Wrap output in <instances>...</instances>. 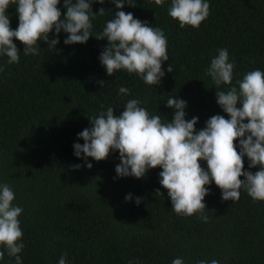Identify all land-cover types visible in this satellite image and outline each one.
Segmentation results:
<instances>
[{"label":"trees","instance_id":"16d2710c","mask_svg":"<svg viewBox=\"0 0 264 264\" xmlns=\"http://www.w3.org/2000/svg\"><path fill=\"white\" fill-rule=\"evenodd\" d=\"M131 2L134 7L126 3L122 9L112 0L94 2L93 11L103 7L105 14L93 19V35L121 10L162 28L169 60L162 64L165 75L159 85H147L124 70L107 76L99 60L106 39L90 37L84 44L65 45L63 30L54 49L39 41V54L25 56L24 46L14 39L21 50L19 62L8 64L0 56V184L12 188L13 204L23 208L18 217L24 234L22 264H58L64 253L67 264H171L175 258L184 264L202 259L264 264V201H253L245 190L238 201H225L214 182L207 185L205 222L199 213L182 216L173 211L159 183V167L139 179L117 177L118 150L101 161L89 157L90 169L71 167L84 164L74 156L73 143H83L77 133L90 127L88 117L108 107L118 115L129 99H139L150 114L169 121L174 109L165 107L166 100L183 99L185 119L198 117L197 129L212 115L228 118L205 75L219 48H227L229 61L235 63L233 85L238 87L236 80L247 71H264V0H208L210 14L198 29L180 28L168 16L171 0L163 7L154 0ZM58 7L66 11L63 0ZM6 13L15 29V5ZM52 38L54 32L49 33ZM169 64L173 72L166 71ZM121 86L130 94H119ZM234 143L239 150L238 141ZM243 159L245 170H258L249 169L247 157ZM200 163L206 169V162ZM129 193L132 198L125 200ZM136 197L143 198L139 205ZM0 264H15V259L5 252Z\"/></svg>","mask_w":264,"mask_h":264},{"label":"clouds","instance_id":"9594fccd","mask_svg":"<svg viewBox=\"0 0 264 264\" xmlns=\"http://www.w3.org/2000/svg\"><path fill=\"white\" fill-rule=\"evenodd\" d=\"M94 2L102 5L105 0H63L66 11L62 13L58 7L60 0H0V56H6L8 64L19 62L21 50L14 39L24 46L25 56L39 54V41L54 49L63 30L67 33L65 45L84 44L90 37L106 39L99 60L107 76L124 70L136 74L147 85H159L165 75L162 64L169 60L164 30L121 10L106 21L102 31L93 35V19L105 14L103 7L93 11ZM112 2L116 9H122L126 3L135 6L131 0ZM154 4L163 7L165 0H154ZM12 5L18 14L15 29L10 26L6 13ZM167 14L179 22L180 28L198 29L210 14V4L208 0H171ZM50 32H54L52 39H49ZM216 52L205 75L215 85L216 103L228 118L212 115L203 128L197 129L198 117L185 119L187 102L183 99L171 96L166 100L165 107L174 109L170 121L150 114L139 99H129L118 115L113 107H108L88 117L90 127L77 133L83 143H73L74 156L84 164L71 167L90 169L89 157L101 161L110 151L118 150L117 177L139 179L150 169L159 167V183L167 190L173 211L182 216L199 213L205 222L208 217L203 214L204 198L210 194L206 186L213 182L221 190L222 200L238 201L243 189L253 201H264V71H247L242 79L236 80L237 87L232 83L235 63L229 61L228 49L219 48ZM2 71L4 68L0 66ZM166 71L173 72L170 64ZM97 83L101 87L105 85L103 80ZM222 86L226 87L222 89ZM118 92L129 95L130 89L121 86ZM244 157L248 159L249 169L258 166V170L254 173L245 170ZM200 161L206 162V169ZM155 193L162 196L159 189ZM131 198V193L125 196V200ZM14 199L12 188L6 183L0 184V246L4 249L0 251V260L7 252L9 257H14L15 264H22L19 254L24 249L21 242L24 234L18 217L23 208L14 205ZM142 199L136 197L135 203L139 205ZM58 264H67V253L60 256ZM171 264L184 262L175 258ZM197 264H219V261L202 259Z\"/></svg>","mask_w":264,"mask_h":264}]
</instances>
